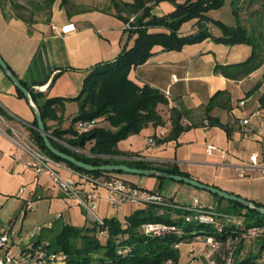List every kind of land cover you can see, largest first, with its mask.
Returning <instances> with one entry per match:
<instances>
[{
    "label": "crops",
    "instance_id": "crops-1",
    "mask_svg": "<svg viewBox=\"0 0 264 264\" xmlns=\"http://www.w3.org/2000/svg\"><path fill=\"white\" fill-rule=\"evenodd\" d=\"M71 1L77 6V11L68 13L60 5V0H54L48 8L38 10L30 24L16 18L7 2L0 5V56L26 87L41 92L47 98L76 96L91 67L113 61L123 47L129 48L134 43V38L124 31L123 21L115 16L116 10L108 0ZM174 9V4L165 0L152 5L150 13L160 17ZM232 9L231 0H226L221 8L209 10L206 15L228 26L239 24L246 27L251 35L256 36L260 58L264 60V10L260 8V2L238 0L236 17ZM119 14L129 19L135 17L124 9ZM195 22L193 19L182 24L181 35L195 32ZM66 25H73L74 29L64 34L60 28ZM208 29L215 37L221 34L219 28L210 23ZM162 30L149 29L151 32ZM250 55L249 45H225L210 38L186 45L180 51L167 52L159 46L154 47L153 55L145 63L132 67L129 77L140 86L149 85L164 93L169 101L168 107H176L182 112L184 126L205 120L204 106L216 92L224 91L208 115L226 126L228 131L220 125H196L183 131L176 140L158 144L154 137L162 138L170 130L168 108L159 105L158 111L164 124L142 128L139 134L118 142V150L140 155L156 164H174L190 178L264 204V176L260 175L258 168L249 164L252 153H257L259 162L264 164V135L248 134L239 125V120L245 117H251L253 125L264 123V103H260V98L264 97V83L260 81L264 74V62L240 79L214 72L216 64H239ZM15 90L0 68V109L8 115V118L0 115V234L6 226L12 227L17 233L12 241L13 247L34 242L39 235L48 238L60 223L75 228L94 223L81 205L61 194L47 177L36 175L23 162L15 160L11 129L29 135V128L35 119L26 99L19 97ZM73 104L64 103L63 129L76 115L75 111H69ZM55 123L49 122L52 125ZM150 137L154 142L147 144ZM207 145L214 146L210 153L206 151ZM59 174L63 178L80 180L79 174L65 164L59 169ZM121 177L138 187L158 190L155 188L158 182L155 177ZM82 188L89 189L87 184H82ZM181 188L195 198L200 197L197 188ZM96 190L99 196L94 215L101 219L115 217L124 222L132 212L144 207L125 203L120 209H115L109 204L106 191L103 188ZM211 195L210 206L227 205L226 200L223 199L222 205L223 201ZM27 202L33 208L22 212ZM33 231L36 232L35 237L28 239V234ZM182 244L178 248L179 264H184L191 252L198 253L204 247L198 241L185 243L189 249L183 256L180 252Z\"/></svg>",
    "mask_w": 264,
    "mask_h": 264
},
{
    "label": "trees",
    "instance_id": "trees-1",
    "mask_svg": "<svg viewBox=\"0 0 264 264\" xmlns=\"http://www.w3.org/2000/svg\"><path fill=\"white\" fill-rule=\"evenodd\" d=\"M54 0H0L3 6L7 2L13 15L16 18L30 24L38 12L48 8ZM116 10V15L125 24L129 17L119 14L121 9L135 14L132 28L124 31L134 38L131 47H123L115 59L109 62L98 63L91 67L83 80L82 87L78 94L73 97H52L47 98L41 92L28 88L33 102L41 112L45 129L51 135V142L61 152L74 156L92 165L123 164L133 168L153 169L164 171L170 174L187 176L180 172L174 164H156L145 160L140 155L121 152L117 148L118 142L128 136L139 134L142 128L153 125L162 126L164 120L159 105L167 106L170 113V130L162 138L154 137L158 144L176 140L179 135L188 128L199 124H182V112L176 107L169 106L167 97L156 88L149 85H138L130 77L129 71L132 67L145 63L153 55V48L159 46L164 51H180L186 45L201 43L203 40L212 39L215 43L225 45L246 44L251 46V55L244 61L235 64H216L215 73L232 79H240L247 76L264 62L260 58L257 38L251 35L250 31L239 24L228 26L220 21L209 18L206 13L209 10L221 8L226 0H166L174 4L175 9L166 15L157 17L151 15L152 5L165 0H133L132 3H122L118 0H108ZM255 0H250L254 2ZM260 2V8L264 10V0ZM151 3V5H148ZM233 5L232 14H238V0H231ZM68 13L77 11L71 0H60ZM196 20L197 30L188 35H181L182 24L190 20ZM219 28L220 36H213L208 29V24ZM150 28H162V31L151 32ZM264 83V74L261 80ZM25 86V84L21 81ZM17 95L25 98L24 95L15 90ZM224 91L216 92L204 106L205 120L208 125H220L228 131L226 126L208 114ZM65 102H74L77 105V113L71 117L67 128H61L62 113ZM264 103V97L260 98ZM59 112V115H58ZM0 115H8L0 109ZM99 118H102L108 125H98ZM97 120L94 127L86 132L77 134L74 131V124L77 121ZM50 121L56 122L54 125ZM34 119L29 135L31 140L48 156L65 164L67 167L80 174H87L94 178L120 179L125 184L135 188H141L134 183L123 179L121 176L127 173L123 171L114 172H89L73 166L69 162L62 161L50 153L35 129ZM140 158V159H138ZM158 182L167 180L155 177ZM156 191H159L156 190ZM160 192V191H159ZM219 201L223 199L216 196ZM169 201L180 203L174 198L167 196ZM225 207L216 206L217 210L240 217L246 227L253 224L264 223V214L247 209L237 203L226 201ZM258 207L264 204L253 202ZM246 209L241 213V209ZM186 212L173 207L160 205H146L137 209L127 216L124 222L115 217L103 219V224L92 223L90 226L76 227L70 224L60 223L48 238L39 235L33 245H42L48 252H62L66 255L67 264H179V247L175 249L174 244L202 242L204 235L214 232L215 226L202 225L197 221H185ZM257 219V221H254ZM162 223L166 226H173L182 232L177 235L174 232H166L160 236L145 235L141 226L145 223ZM103 235H99V232ZM204 245V244H203ZM234 264H264V261H257L254 253L246 252L242 259H236Z\"/></svg>",
    "mask_w": 264,
    "mask_h": 264
},
{
    "label": "built area",
    "instance_id": "built-area-1",
    "mask_svg": "<svg viewBox=\"0 0 264 264\" xmlns=\"http://www.w3.org/2000/svg\"><path fill=\"white\" fill-rule=\"evenodd\" d=\"M133 21L134 18H130L124 24V28H132ZM73 29V25H66L60 28V32L65 34ZM240 104L242 105L243 102ZM96 123L97 120L77 121L74 124V131L77 134L86 132L94 127ZM252 123L251 117L239 120V125L246 133H255L258 136L264 135V123L257 125ZM203 124H207V121L203 120ZM11 131L16 149L15 160L23 162L24 166L31 168L36 175L47 177L61 194L73 198L81 205L88 217L93 219L95 223L103 224V219L94 215L97 206L96 200L99 196L96 189L103 188L106 191L109 204L115 209H120L125 203L173 207L186 212L184 215L185 221L194 220L202 225L215 226L214 232L204 235V247L198 253L191 252L192 254L184 264H234L235 260L237 258L242 259L246 252L254 253L257 261H264V223L246 227L240 217L221 212L217 210L216 206H203L195 197L192 204L173 203L162 192L135 188L125 184L120 179L107 180L80 173H78L80 179L78 182L71 178H63L59 174V169L63 163L45 154L30 139L28 134L20 133L16 129H11ZM146 142L152 144L154 140L150 137ZM213 149V145H207L206 147L208 153ZM249 164L258 168L260 175L264 176V164L259 162L257 153H252L249 156ZM82 184H87L89 189L84 190ZM32 208V204L27 202L22 212L32 210ZM141 230L145 235L153 237L170 231L177 235L182 234L180 230L175 229L173 226L153 222L143 224ZM35 234L34 231L30 232L27 238L33 239ZM16 235V231L10 226H6L0 234V264H67L64 253L48 252L42 245H33L28 242L26 245L13 247L12 241ZM99 235H103V232H99ZM174 247L175 249L178 248L179 244H174ZM165 264H171V262L166 261Z\"/></svg>",
    "mask_w": 264,
    "mask_h": 264
},
{
    "label": "water",
    "instance_id": "water-1",
    "mask_svg": "<svg viewBox=\"0 0 264 264\" xmlns=\"http://www.w3.org/2000/svg\"><path fill=\"white\" fill-rule=\"evenodd\" d=\"M0 68L5 73L7 78L13 83L15 88L18 89V91H20L24 95L26 101L28 102V104L30 105L31 109L34 112V116H35V120H36L35 129L39 133V136L41 137V139L43 141V145L45 146V148L50 153H52L53 155L58 157V159L60 158V160H62V161L69 162L73 166L78 167V168L83 169V170H86V171H89V172H93V171H101V172L123 171L127 174H133V175H138V176H148V177H160L163 179L172 180V182L176 181L179 183H184V184L192 186L194 188L205 190V191H207V192H209L215 196H218L219 198L224 199L226 201H231V202L237 203L241 206H244V208L246 207L247 209L254 210L260 214H264V207H260V206L258 207L252 201H249V200L244 199L242 197H239L237 195H233L231 193L229 194L228 192L223 191V190L217 188L216 186L214 187V186L204 184V183H202L196 179H193V178H190L187 176H181V175L173 174V173L170 174V173H167L164 171H159V170L157 171V170H153V169H140V168H133V167L129 168V166L123 165V164L92 165V164L85 163L81 160L75 159V157L74 156L72 157V155H69L67 153H63V152L59 151L51 142L50 133L47 132V130L45 129V125H44V122H43L42 117H41V112L38 109V107L36 106V104L33 102L28 88L21 83V81L12 72V70L9 68L7 63H5V61L3 60V58L1 56H0Z\"/></svg>",
    "mask_w": 264,
    "mask_h": 264
},
{
    "label": "rangeland",
    "instance_id": "rangeland-1",
    "mask_svg": "<svg viewBox=\"0 0 264 264\" xmlns=\"http://www.w3.org/2000/svg\"><path fill=\"white\" fill-rule=\"evenodd\" d=\"M188 34H190V33H187L185 35H188ZM69 111H75L77 113V105L74 103L72 105V107L69 109ZM75 112H73L72 114H74ZM98 125L107 126L108 124L105 121H103L102 118H99ZM134 135H137V134H134ZM126 175L127 176H132V177L135 176L133 174H126ZM138 177H143V179H144L146 176H138ZM161 182L160 181L157 182V184L155 186L156 189H160L162 191V193H164L166 196L174 197L176 200H178V201H180L182 203L185 202V203L192 204L194 195L190 194L188 191H186L185 189L181 188V187L185 186V187H188V189H192L191 186H188V185L186 186L185 184L179 183V182H176V181L172 182V180H163ZM141 183H143V182H141ZM159 183H161L162 185H160ZM137 184H138V182H137ZM182 185H184V186H182ZM196 191L200 194V197H197V198L202 203L203 206H210V204H212L211 199H213V198H212V195L209 192H207L205 190H201V189H198ZM221 204L223 205L224 201ZM240 209H241L240 210L241 213H244L245 210H246L244 208H240ZM254 221H257V219H254ZM188 249H189V245L183 243L180 246L181 254L184 256V253H186Z\"/></svg>",
    "mask_w": 264,
    "mask_h": 264
}]
</instances>
